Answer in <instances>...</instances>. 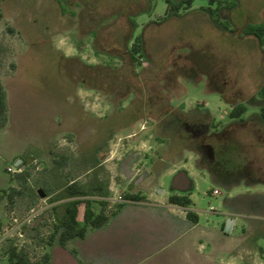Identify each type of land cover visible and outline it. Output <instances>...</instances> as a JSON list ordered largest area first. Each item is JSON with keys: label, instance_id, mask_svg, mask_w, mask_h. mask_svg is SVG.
<instances>
[{"label": "rangeland", "instance_id": "obj_1", "mask_svg": "<svg viewBox=\"0 0 264 264\" xmlns=\"http://www.w3.org/2000/svg\"><path fill=\"white\" fill-rule=\"evenodd\" d=\"M218 4L227 8L219 13ZM168 6V0H0L9 116L0 128V234H12L0 243V264H10L6 247L14 241L33 258L49 251L53 264H75L73 243L51 241L68 199L61 191L74 178L103 182L111 212L129 200L126 192L171 191L174 175L164 173L160 184L161 171L185 165L200 181L195 205L205 209L206 224L220 221L228 194L225 187L212 193L210 170L220 181L242 179L232 192L253 181L240 163L249 158L255 165L263 137L264 44L251 30L264 24V0H193L167 13ZM137 34L145 53L134 60ZM243 100L248 110L232 117V104ZM61 154L68 156L63 166L56 162ZM8 166L32 172L13 201L7 195L20 187L21 171ZM144 169L148 176L135 184ZM43 187L49 190L40 196ZM252 238L247 264H259L264 256L257 258ZM257 239L264 245V234Z\"/></svg>", "mask_w": 264, "mask_h": 264}, {"label": "crops", "instance_id": "obj_2", "mask_svg": "<svg viewBox=\"0 0 264 264\" xmlns=\"http://www.w3.org/2000/svg\"><path fill=\"white\" fill-rule=\"evenodd\" d=\"M207 44L196 49L201 50ZM203 53L199 54L203 57ZM261 119L263 137L258 142L256 163L253 165L249 158L240 163L245 174L253 179L246 183L248 187L232 192L235 186L243 183L242 179L225 185L213 177L211 170L208 172L213 194H218L214 192L218 187L228 191L222 199L224 207L220 211V221L214 224L201 221L205 209L195 205V190L201 185L197 175L185 165H171L163 169L158 178L161 184L164 173L174 175L171 191L162 188L160 193L150 191L148 197L140 194L137 199L128 198L109 212L105 223L89 226L84 236L69 240L73 243L71 251L75 264H247L251 236L257 258L263 257L264 245L257 239L258 235L264 234V188L258 184L264 183L262 115ZM140 181L137 178L136 182ZM172 193H189L193 202L190 205L171 202L169 196ZM187 209L198 214L197 221L188 216ZM211 209L215 210L214 207ZM229 216H234L235 222L232 230L227 232L224 226Z\"/></svg>", "mask_w": 264, "mask_h": 264}, {"label": "trees", "instance_id": "obj_3", "mask_svg": "<svg viewBox=\"0 0 264 264\" xmlns=\"http://www.w3.org/2000/svg\"><path fill=\"white\" fill-rule=\"evenodd\" d=\"M168 1L171 12L179 11L182 7H189L193 2V0ZM251 33L257 35L261 44H264V24H258L251 30ZM130 51L134 60L137 59V53L144 55L145 51L141 34L136 35ZM259 95L264 97V82L259 88ZM247 110V103L244 101L235 102L232 104L230 115L232 117L242 118ZM260 113L264 117V103L260 106ZM8 119L7 90L0 76V128H3L7 124ZM56 162L63 166L68 162V156L61 154L56 159ZM31 174V170L27 167L23 171L17 173V177H19L20 180V187H10L7 196L11 201L14 200L17 194H22L24 192V189L29 184L28 181H30L28 176ZM42 189L46 192V194L48 193L49 189L47 187H43ZM96 193H100L103 197L96 200L91 196ZM60 195L68 199L64 202L62 214L54 224L51 241L57 238L61 244L67 245L71 238L84 236L89 226H99L107 221L109 217V212L107 210L109 201L105 199V196L108 195V190L105 188V184L103 182L99 181L95 184H87L74 178L63 186ZM125 197L137 199L140 197V194L126 192ZM169 200L181 205H190L193 202L189 193H172L169 196ZM96 201L101 204L100 208L95 206ZM82 202L84 203L83 221H81L79 217L81 210L80 204ZM121 204L122 202L118 203V205ZM187 214L192 220H198V214L194 210L189 209ZM6 251L10 264H53L51 253L49 251L44 252L37 258H33L27 249L19 247L13 242L9 243L8 247H6Z\"/></svg>", "mask_w": 264, "mask_h": 264}, {"label": "flooded vegetation", "instance_id": "obj_4", "mask_svg": "<svg viewBox=\"0 0 264 264\" xmlns=\"http://www.w3.org/2000/svg\"><path fill=\"white\" fill-rule=\"evenodd\" d=\"M223 8H227V7L224 6L223 4H218V6L215 8V10H216L217 12H219V13H220V12L222 13V12H223V10H222ZM85 97H86V96H85ZM83 100H84V99H83ZM243 101H244V100H243ZM244 102H245V101H244ZM83 103L86 104L87 102L84 101ZM82 108L84 109V111H85L86 113H89L88 110H86V107H85V106H82ZM179 118H180V117H178V119H179ZM180 120H181V118L178 120V125H179L180 123H182V124L184 123L183 126H187V124H185V122H184L183 120H181V121H180ZM185 128H186V127H185ZM205 135L207 136L208 134H205ZM199 144H200V142H199ZM129 155H131L130 152L127 151V150H125V151L123 152V156H122V158H124V157H125V158H128ZM119 158H121V157H119ZM103 161H104V159H101L100 162H103ZM146 172L148 173V171H147L146 169H144V170H142L141 173H146ZM141 173H140V174H141ZM140 174H139V175H140ZM222 174L226 177V175H228V170H227V169L223 170V173H222ZM139 175H138V176H139ZM138 176L134 179V183H135V184H139V182H138V183L136 182ZM144 179H145V178H144ZM144 179H142L141 181H143ZM141 181H140V183H141ZM222 182H223L225 185H227V184L229 183V182H228L227 180H225L224 178L222 179ZM132 193H134V192H132ZM93 198H95L96 200H98L97 197H93ZM127 199H128V198H127ZM109 205H110V203H109Z\"/></svg>", "mask_w": 264, "mask_h": 264}, {"label": "built area", "instance_id": "obj_5", "mask_svg": "<svg viewBox=\"0 0 264 264\" xmlns=\"http://www.w3.org/2000/svg\"><path fill=\"white\" fill-rule=\"evenodd\" d=\"M18 166V165H17ZM12 167V166H8V168H9V170H11V171H13V172H16V171H21L22 170V168L21 167ZM215 191H218V192H220V190L218 189V188H215ZM186 212H188V209L186 210ZM23 224H25V221H21L20 223H19V225L21 226V225H23ZM22 228V227H21ZM19 229V232H18V234H20V235H23V232H22V229ZM8 237H12V234H10V232H8V231H6V232H4L3 234H0V243L3 241H7V239H8ZM10 241H12V240H10ZM14 244H16V245H18L19 247H24L25 249H27L28 251H29V253H30V255L32 254V250L29 248V247H27V245L25 244V243H22V244H19L17 241H14L13 242ZM32 256V255H31ZM37 258V257H36ZM259 264H264V262L262 261V262H260Z\"/></svg>", "mask_w": 264, "mask_h": 264}, {"label": "water", "instance_id": "obj_6", "mask_svg": "<svg viewBox=\"0 0 264 264\" xmlns=\"http://www.w3.org/2000/svg\"><path fill=\"white\" fill-rule=\"evenodd\" d=\"M22 158H18L16 160V165H19V162L21 161ZM148 176V173H141L138 178H140V180L146 178ZM159 189V188H158ZM38 192L40 193V196H45L46 195V192L42 189V188H39L38 189ZM235 222V217L234 216H229L227 219H226V222H225V226H224V229L225 231L229 232L232 230V227H233V224Z\"/></svg>", "mask_w": 264, "mask_h": 264}]
</instances>
